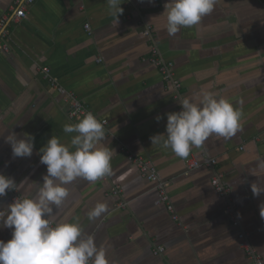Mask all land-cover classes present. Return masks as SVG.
Returning <instances> with one entry per match:
<instances>
[{"label":"crops","instance_id":"1","mask_svg":"<svg viewBox=\"0 0 264 264\" xmlns=\"http://www.w3.org/2000/svg\"><path fill=\"white\" fill-rule=\"evenodd\" d=\"M13 1L0 0V18L11 14ZM121 2L118 24L107 0H35L25 19L6 24L9 52L0 53V174L17 185L27 179L18 192L35 198L47 174L39 150L56 136L75 151L71 139L76 133L63 127L80 118H69L65 96L41 71L47 67L58 87L106 121L98 147L112 151L111 175L64 185L68 196L59 208L53 206L54 223H78L85 237L103 246L108 264H248L240 233L248 234L247 243L264 264V193L251 191L253 183L264 188V168L258 167L264 163V0H216L198 25L175 35L168 34L166 16H160L169 0ZM147 26L151 33L145 36ZM151 47L172 63L181 84L178 101L147 61ZM202 91L241 112L236 134L209 137L187 158L164 148L166 137L152 144L154 135H166L165 114L177 112L186 97L199 103ZM158 115L163 117L159 122ZM13 133L35 137L30 158H13L5 142ZM122 150L151 162L167 183L176 221L164 204H156L154 184L141 177ZM202 157L216 159L214 171L186 169V160ZM214 173L232 191L238 226L211 186ZM98 203H105L107 211L89 219ZM9 204L0 197V211ZM11 233L0 228V240L8 242ZM157 247L163 252L154 255Z\"/></svg>","mask_w":264,"mask_h":264},{"label":"clouds","instance_id":"2","mask_svg":"<svg viewBox=\"0 0 264 264\" xmlns=\"http://www.w3.org/2000/svg\"><path fill=\"white\" fill-rule=\"evenodd\" d=\"M107 4L118 24L124 11L121 0H107ZM215 4L216 0H169L160 16H166L168 34L175 35L182 27L198 25L213 11ZM179 105V112L165 114L166 135L150 138L152 144H157L166 137L163 147L170 148L177 157L187 158L193 147H201L209 137L230 139L240 128L241 112L213 92L202 91L199 103L186 97ZM155 119L159 122L163 117L158 115ZM63 131L76 133L71 139L75 151L52 136L39 150L40 163L46 165L47 174L36 197H18L0 211V228L12 230L11 240H0V264H108L103 246H97L93 236L85 237L78 223H54L53 206L62 205L68 196L64 185L77 178L94 182L111 175L112 151L98 147L105 131L91 112L74 125H64ZM22 135V139L15 133L6 137L13 158H30L33 154L35 137L29 133ZM258 167L264 168V163ZM26 183L27 179L17 185L13 178L0 174V197L9 191H20ZM251 191L259 196L264 188L253 183ZM107 208L105 203H98L88 213L89 219L100 217ZM260 214L264 218V206Z\"/></svg>","mask_w":264,"mask_h":264},{"label":"built area","instance_id":"3","mask_svg":"<svg viewBox=\"0 0 264 264\" xmlns=\"http://www.w3.org/2000/svg\"><path fill=\"white\" fill-rule=\"evenodd\" d=\"M35 0H14L11 6V14L3 15L0 18V53H8L9 46L7 44L8 32L6 31V24L11 21L14 23L19 22L22 19L26 18L27 8L34 3ZM85 32H89V25H84ZM151 33V27L147 26L144 35L148 36ZM147 61L157 67L164 81L169 83V85L175 90L173 93V99L179 100V92L178 90L181 87V84L178 80L174 78V74L172 72V63L164 62L155 47L150 48V53L147 58ZM43 75L48 78L54 87L58 88V92L61 95H64L69 106L68 116L70 119H81L83 116L90 112L87 106L79 100L73 92L66 91L60 87H58L55 82L49 78V69L47 67H43L41 69ZM181 108L177 109L179 112ZM96 118V117H95ZM98 120V119H97ZM102 126L106 125L105 120H98ZM122 152L126 155L127 159L137 168L141 177L146 181L154 184V187L158 193V199L156 204H164L166 206L167 211L171 214V218L173 220H177V216L175 215L173 206L170 204L169 196L167 193V183L160 181L156 169L148 160H145L141 156L134 155L127 150H122ZM187 170H194L200 168H206L214 171L217 161L214 158L210 157H202L200 160L190 158L185 162ZM222 176L220 174L214 173L210 183L215 192L221 196L224 200V212L229 217L233 226H238L237 219L235 218V205L231 200V189L230 187L223 185L221 183ZM119 189L113 190V194L117 195L119 193ZM9 199V203H12L14 199L20 197L25 198L19 194L18 191H9L6 196ZM124 206V205H121ZM248 238V234L240 233L239 239L241 240V247L247 257L248 264H263L261 257L256 253V251L251 248V246L247 243L246 239ZM163 252L162 247H157L153 253L154 255L161 254Z\"/></svg>","mask_w":264,"mask_h":264}]
</instances>
